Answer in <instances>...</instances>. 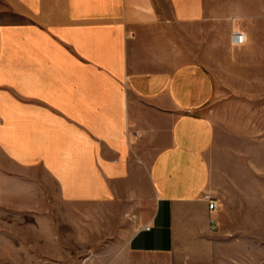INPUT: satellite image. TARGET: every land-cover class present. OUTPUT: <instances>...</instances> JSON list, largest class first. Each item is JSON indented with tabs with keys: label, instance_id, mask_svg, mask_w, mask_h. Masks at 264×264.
<instances>
[{
	"label": "crops",
	"instance_id": "obj_1",
	"mask_svg": "<svg viewBox=\"0 0 264 264\" xmlns=\"http://www.w3.org/2000/svg\"><path fill=\"white\" fill-rule=\"evenodd\" d=\"M234 2L0 0V195L118 213L139 264H264L263 150L213 118Z\"/></svg>",
	"mask_w": 264,
	"mask_h": 264
},
{
	"label": "rangeland",
	"instance_id": "obj_2",
	"mask_svg": "<svg viewBox=\"0 0 264 264\" xmlns=\"http://www.w3.org/2000/svg\"><path fill=\"white\" fill-rule=\"evenodd\" d=\"M234 3L229 8H236L237 28L229 36L231 41L238 31L241 42L226 46L223 31L216 34L218 52L210 63L217 85L213 118L217 144L238 143L254 165L260 148L264 153V5ZM125 225V217L100 205L63 207L57 214L24 212L2 192L0 264H139L146 258L127 251L132 231Z\"/></svg>",
	"mask_w": 264,
	"mask_h": 264
},
{
	"label": "built area",
	"instance_id": "obj_3",
	"mask_svg": "<svg viewBox=\"0 0 264 264\" xmlns=\"http://www.w3.org/2000/svg\"><path fill=\"white\" fill-rule=\"evenodd\" d=\"M232 41L235 43L241 42V34L238 31L232 33ZM208 207L210 211H214L216 209V200L209 199ZM144 229L148 230L149 226H145Z\"/></svg>",
	"mask_w": 264,
	"mask_h": 264
}]
</instances>
